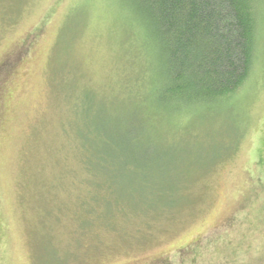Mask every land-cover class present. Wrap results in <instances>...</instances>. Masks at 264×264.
Here are the masks:
<instances>
[{
    "label": "rangeland",
    "instance_id": "1",
    "mask_svg": "<svg viewBox=\"0 0 264 264\" xmlns=\"http://www.w3.org/2000/svg\"><path fill=\"white\" fill-rule=\"evenodd\" d=\"M125 3L0 0V264H264V0L244 86L183 114L160 108ZM123 148L152 163L154 210L96 187L135 193L111 168ZM88 151L113 176L91 177Z\"/></svg>",
    "mask_w": 264,
    "mask_h": 264
},
{
    "label": "trees",
    "instance_id": "2",
    "mask_svg": "<svg viewBox=\"0 0 264 264\" xmlns=\"http://www.w3.org/2000/svg\"><path fill=\"white\" fill-rule=\"evenodd\" d=\"M125 1L159 65L161 83L157 96L163 102L160 108L183 114L202 104L213 108L228 106L254 66L260 36V0ZM123 149L124 153L116 152L111 158L101 159L104 163L108 158L115 160L117 163L111 167L114 170L120 168L117 166L120 161L125 163L128 183L138 185L129 187L136 188L135 193L126 195L125 182L117 184V190L112 188L116 185L113 182L111 188L98 184L96 187L105 190L109 197L116 194L115 207L154 210L160 199L156 195L159 188L152 163L146 158L133 160L128 150ZM89 153L86 169L91 177L99 181L106 175L113 176L105 166L94 169L89 163L96 161L97 156ZM116 174L119 176V172ZM144 184L152 194L143 193L145 189L139 186ZM103 202L110 207L108 200Z\"/></svg>",
    "mask_w": 264,
    "mask_h": 264
}]
</instances>
